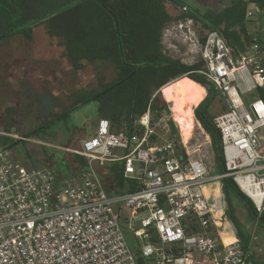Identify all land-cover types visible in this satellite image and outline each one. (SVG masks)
<instances>
[{
  "label": "built area",
  "instance_id": "1",
  "mask_svg": "<svg viewBox=\"0 0 264 264\" xmlns=\"http://www.w3.org/2000/svg\"><path fill=\"white\" fill-rule=\"evenodd\" d=\"M254 8L259 10L250 5L247 19ZM192 22L169 25L163 44L180 52L172 38L178 32L186 54L202 63L191 73L204 76L225 101L226 110L212 121L227 173L211 176L212 141L195 116L184 144L175 122L180 140L172 135L169 115L153 122L150 109L130 135L112 132L110 122L99 119L80 149H68L86 158L87 167L59 184L54 170H29L0 147V264H249L239 240L223 241L206 188L232 177L258 214L264 211V99L258 95L264 89L263 37L250 33L246 51L235 55L217 32L206 31L201 38ZM110 163H122L124 177L138 190L109 195L100 170ZM243 178L262 186L260 204L242 189L238 180ZM118 206L129 213L136 249Z\"/></svg>",
  "mask_w": 264,
  "mask_h": 264
},
{
  "label": "trees",
  "instance_id": "2",
  "mask_svg": "<svg viewBox=\"0 0 264 264\" xmlns=\"http://www.w3.org/2000/svg\"><path fill=\"white\" fill-rule=\"evenodd\" d=\"M170 3L181 9L180 15L173 16ZM250 5H255L264 15V0H234L219 11L204 12L189 7L183 0H0V43L17 38L24 43L25 52L32 55L34 28L44 26L50 41L49 48L43 45L49 54L46 62H54L61 70L74 72L78 76L90 72V81L84 80L86 88L96 81L95 65H113L115 81L107 87L83 94L76 108L95 102L99 119H107L111 131L115 133H134L135 122L150 109L153 122L163 114L169 115L172 135L179 141L178 128L170 116L169 104L161 99V89L179 78L191 79L207 91L193 115L209 134L215 171L223 175L227 170L221 135L212 121L214 114L211 111L220 94L204 76L191 73L201 69V62L188 65L167 54L163 33L173 22L192 20L194 24H201L204 30L217 32L233 53L238 55L246 51L250 39L247 28ZM200 36L202 38L203 33ZM37 39L42 42V37ZM261 43L264 49V39ZM40 62L43 63V59ZM258 95L264 99V89ZM76 108L22 133V137L39 140L37 138L46 135L57 122L67 120ZM13 110L8 108L5 111L7 120L1 132L6 135H0V147L10 150L11 155L19 143L24 149L27 144L25 140H14L7 135L13 134V126L8 120ZM69 143L67 148L75 145L71 141ZM42 148L44 152L45 146ZM177 148L183 153L179 143ZM44 163H49L44 165L50 169L56 167V174L59 175L67 172L68 175H79L87 167L86 158L69 152H66L60 164L51 157L46 158ZM100 175L103 182L107 183L109 195L113 194V189L120 193L138 190L134 180L124 177L122 163L107 164L100 170ZM220 189L222 197L229 203L227 215L233 224L235 236L249 254V264H258L249 249L250 237L230 207V192L243 201L252 218L262 227L264 211L258 214L253 202L242 193L232 177L221 179Z\"/></svg>",
  "mask_w": 264,
  "mask_h": 264
},
{
  "label": "rangeland",
  "instance_id": "3",
  "mask_svg": "<svg viewBox=\"0 0 264 264\" xmlns=\"http://www.w3.org/2000/svg\"><path fill=\"white\" fill-rule=\"evenodd\" d=\"M189 7L195 8L200 10L201 12L207 11V10H215L219 11L224 7L229 6L234 0H183ZM170 10L173 14V16H178L181 14V9L174 4L170 3ZM253 15L251 18H248V31L249 33L259 32L262 34V37L264 39V15L260 10H252ZM185 22V21H183ZM173 23H178L173 22ZM172 23V24H173ZM192 30L196 32L197 35H201L203 33V36L207 30H204L201 26V24H194L192 22ZM179 37L174 34L173 35V42L177 43L178 47H180V52H171L167 49V42L164 41V49L167 52L169 56L175 59H180L183 63L188 65H193L199 63V58L195 57V54H186V46L181 41V36L178 32H176ZM201 37V36H200ZM45 64V66H49L52 69H58L59 66H57L56 63H41ZM112 65V64H111ZM113 66V65H112ZM110 65H95L93 68L96 72V80H98V86L97 89L101 87H107L108 85L112 84L113 81H115V74L113 75V69ZM60 71H62L60 69ZM67 71V70H64ZM64 73V72H63ZM65 78L66 82L70 81L72 90L71 92V99L62 100V99H54L50 100V102L46 105L42 100H38V103H33L30 100L26 99L27 97H24V100H22V103L19 106V109L14 107L15 111L19 110L20 118L22 116L27 117L30 115L27 120L24 119L26 126L19 127V122L17 120V117L14 113L11 115V117L8 119L11 126H15V130L11 131L14 133L16 137H14V140H25L27 142L25 149L22 147L21 143L18 144L14 148V151H12V157L15 161L20 163L21 165L25 166L26 168L31 167L33 169H42L47 167L44 165V160L46 158L51 157L53 161L60 164L63 160L64 155L66 152H69L68 149L71 150H78L82 146V141L86 137H90V133L92 132L93 124L95 123L97 119V104L95 102L88 103L86 105H83L81 107H78V103L81 102V96L84 94L86 95L89 93V91H93L91 89H86L84 87V80L90 81L91 79V73L87 72L84 73L82 76H78V74L74 72H65ZM95 75V74H94ZM70 86V87H71ZM68 87V86H67ZM256 94H251L247 97L246 101H251V99L255 98ZM161 99L169 104L171 108V103L165 100L163 97V94L161 92ZM36 100V99H35ZM11 100H4L0 99V116L3 118V121L1 122V130H4V126L6 124L7 117L5 113H3V110L8 107L9 104H7ZM203 101V100H202ZM201 101V102H202ZM73 108H76L73 113L70 115V117L62 121L60 123H56L51 130L48 131L46 135H41L37 139L39 140H27L22 137V133H27L33 128H38L42 125H44L46 122H48L50 119H54L60 114L58 112H67ZM220 109V110H219ZM191 112V116L194 118L193 111ZM226 110V104L223 99L218 97L212 108L211 111L214 115H217L218 113H221ZM172 115V111H170ZM45 117V118H44ZM173 118V116H172ZM174 120V118H173ZM175 122V120H174ZM176 123V122H175ZM66 135H64V133ZM78 132H80V135ZM85 136V137H83ZM83 137V138H82ZM73 142L76 147H70L67 148L66 145H68L69 142ZM38 142L43 143H49L48 145H43ZM184 142V141H183ZM185 144V143H184ZM43 146H45L44 152H43ZM65 153V154H64ZM71 152H69L70 154ZM73 154V153H71ZM48 156V157H47ZM210 161L215 166V160H214V154L211 152L210 154ZM49 168V167H47ZM56 168V167H55ZM52 168L56 172V169ZM31 169V170H33ZM215 167H213V171L211 172V176H215L217 173L214 170ZM209 186V185H208ZM207 186V187H208ZM220 187V180L216 181L213 186L212 190L210 192V197H208V203L212 206L214 210H216V215L213 217L214 224L216 223V226L220 228L219 230L223 234H228L230 236H235V230L233 228V224L230 222L229 217L227 215L228 209H229V203L226 198L222 197V194L218 197H215L216 192L218 191V188ZM230 199V207L233 211L234 216L238 219L240 224L245 228L246 232L248 233L250 240H249V249L254 255L255 261L258 264H264V227L259 225V223L252 218L250 215L247 207L241 201L233 192H230L229 194ZM124 228L126 230V236L131 244L132 247L136 248V243L133 239L132 234L130 233V230L128 229V226L124 224Z\"/></svg>",
  "mask_w": 264,
  "mask_h": 264
},
{
  "label": "crops",
  "instance_id": "4",
  "mask_svg": "<svg viewBox=\"0 0 264 264\" xmlns=\"http://www.w3.org/2000/svg\"><path fill=\"white\" fill-rule=\"evenodd\" d=\"M34 33H35L34 34L35 40L33 42L32 55H29L27 52H25L24 43L21 41L19 42L17 38H13L0 43V99L11 100L7 103L9 105L7 108L3 110V113H5V111L8 108L15 107L19 109V106L22 103V100H24V97H27L26 99L30 100L33 103H38V100L43 98L42 101L46 105L50 102V100H54L58 98L62 100H67L68 98L71 99L70 91L72 90V86L70 81L66 82V78H65L66 76L64 74L65 71L63 70L60 71L59 67L56 70L52 69L51 67L45 66V64H41L40 62L41 59H43V63H50V62H46L45 59L48 58L49 54L46 50L43 49V45L46 48H49L48 46H50V41L48 39V36L46 35L44 26L35 27ZM39 37H42L41 43L37 39ZM98 85H99L98 81L96 80L95 82H93L90 88L88 87L86 88V86L84 87L86 89L94 90L97 89L96 87ZM206 95H207V91L205 93V97ZM219 97L223 99L221 96ZM79 104L80 103H78V105ZM14 113L17 117V120L21 122L19 123V127L26 126L24 119L26 118L27 120L31 116L30 115H28L27 117L22 116L20 118L19 110L18 111L14 110ZM58 114H62V112H58ZM1 116H0V132L2 129L1 122L3 121V118ZM98 121H99V117L97 116V119L93 124L92 132L90 133L89 136H92L95 133L98 125ZM15 128L16 127L13 126L12 131H14ZM7 135L13 138L16 137L14 133ZM64 135H66V133H64ZM38 143H41L43 145L49 144L47 142L46 143L38 142ZM43 164L48 165L49 163H43ZM27 169L31 170L33 168L31 166L28 167ZM67 173L62 175H59L58 173L56 174L58 184L62 183L64 180H67L73 175L71 173H69L68 175ZM104 184L107 190L108 188L107 183L105 182ZM212 186L213 184H211L206 188V195L208 197H210L211 195L210 192L212 190ZM112 191H113L112 192L113 194H111L112 196L120 193V191H116L115 189H113ZM220 193H221V189L219 187L218 191L215 194V197H218ZM117 209H119L121 212L123 226L124 224L128 226L129 223L128 211L122 206H118ZM231 237H233L235 240H238L236 236H231Z\"/></svg>",
  "mask_w": 264,
  "mask_h": 264
},
{
  "label": "bare ground",
  "instance_id": "5",
  "mask_svg": "<svg viewBox=\"0 0 264 264\" xmlns=\"http://www.w3.org/2000/svg\"><path fill=\"white\" fill-rule=\"evenodd\" d=\"M163 97L171 103L172 116L180 129L182 140L187 143L193 130V117L191 112L204 100L206 90L201 85L187 77L179 78L161 89ZM242 189L247 192L256 204L261 203L263 188L258 183H253L249 178L239 179ZM225 244L235 242L228 234H223Z\"/></svg>",
  "mask_w": 264,
  "mask_h": 264
}]
</instances>
